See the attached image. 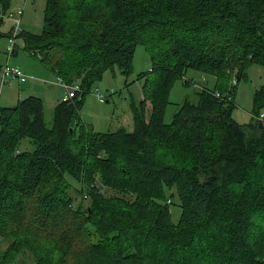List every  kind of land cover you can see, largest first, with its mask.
<instances>
[{
  "label": "trees",
  "instance_id": "obj_1",
  "mask_svg": "<svg viewBox=\"0 0 264 264\" xmlns=\"http://www.w3.org/2000/svg\"><path fill=\"white\" fill-rule=\"evenodd\" d=\"M44 2L42 31L18 35L23 50L80 92L55 106L51 128L38 97L0 106V264L23 252L33 264H264V83L250 121L232 117L247 67L264 71V0ZM9 7L0 0V36ZM140 45L151 67L132 131L83 125L84 94L109 69L131 74ZM188 69L214 87L165 124L169 90Z\"/></svg>",
  "mask_w": 264,
  "mask_h": 264
},
{
  "label": "rangeland",
  "instance_id": "obj_2",
  "mask_svg": "<svg viewBox=\"0 0 264 264\" xmlns=\"http://www.w3.org/2000/svg\"><path fill=\"white\" fill-rule=\"evenodd\" d=\"M44 0H10V7L3 17L1 32L6 33L13 24V17L20 20L19 30L39 34L42 31ZM18 9H23L20 16L16 15ZM12 14L13 17L10 15ZM17 53L9 55L7 46L9 45L6 36H0V106H3L2 97L7 99L9 106H15L17 102L28 96H35L41 99L43 105V118L47 128L52 127L54 110L59 97V88L50 84L56 79L38 61L23 50V41L18 36L15 39ZM8 68H18L26 76V81L22 84L17 79L10 78L1 84V70L4 66ZM132 73L125 75L114 67L105 71L101 79L93 84L90 92L84 94V99L80 109V120L83 125L91 128L95 132H113L119 128L127 131L133 129L132 105H138L142 99L141 87L144 80L149 76L151 59L148 51L143 46H137L132 62ZM138 74L142 75L138 78ZM72 83V82H71ZM264 83V71L260 65L251 64L245 70L244 78L239 82L234 96V108L232 110L233 119L239 124H246L250 121L252 108V94L254 90ZM33 87V91L31 90ZM214 77L200 71L188 69L183 77L174 82L168 93V104L164 110L163 121L170 124L185 99L196 102V92L200 89H213ZM103 95L98 97L95 90ZM30 92V93H29ZM264 112V111H263ZM23 148L30 149V143L25 140ZM102 187L101 192L106 195L111 193ZM75 202L84 201L88 203L87 196L77 195ZM172 218L176 221L180 214V208L176 201L170 207ZM11 221L13 219H10ZM13 223V221H12ZM18 224V225H16ZM14 225L15 231L20 232L17 222ZM62 230V227L57 229ZM9 244V240L0 235V250H4ZM72 256H79L78 246L73 247ZM34 259L28 252L20 254L14 264H33Z\"/></svg>",
  "mask_w": 264,
  "mask_h": 264
},
{
  "label": "built area",
  "instance_id": "obj_3",
  "mask_svg": "<svg viewBox=\"0 0 264 264\" xmlns=\"http://www.w3.org/2000/svg\"><path fill=\"white\" fill-rule=\"evenodd\" d=\"M23 13V9H18L16 11V15L20 16ZM12 17L13 15L10 14ZM5 14L3 15V17ZM19 23L20 20L17 17H13V24L10 28L9 35L7 37L9 45L7 46V51L9 55L14 53L17 49V45L15 43V39L17 36L21 33L19 30ZM13 78L17 79L20 84L24 83L26 81V76L23 74V72L18 68H8V66H4L1 70V84H4L8 81V79ZM233 83L235 84V81L233 80ZM50 84H54L59 88V102L65 103L71 101L79 92H80V84L79 82H66L61 77L56 76V79ZM95 93L98 97H103L101 93L98 92V89L95 90ZM214 96L219 98L220 94L218 92L214 93ZM259 121H264V112L261 111L259 116L257 117ZM85 197L87 195H84Z\"/></svg>",
  "mask_w": 264,
  "mask_h": 264
},
{
  "label": "crops",
  "instance_id": "obj_4",
  "mask_svg": "<svg viewBox=\"0 0 264 264\" xmlns=\"http://www.w3.org/2000/svg\"><path fill=\"white\" fill-rule=\"evenodd\" d=\"M33 89H34V88L31 87V90H29V91H33ZM29 93H30V92H29ZM1 99L3 100V104H2L3 107H10L9 104H8V102H7V99H6L5 97H2ZM57 100H58V101H57L56 105L59 103V97L57 98Z\"/></svg>",
  "mask_w": 264,
  "mask_h": 264
}]
</instances>
